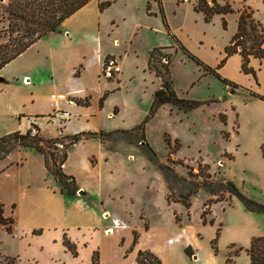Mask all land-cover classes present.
<instances>
[{
	"label": "crops",
	"instance_id": "obj_1",
	"mask_svg": "<svg viewBox=\"0 0 264 264\" xmlns=\"http://www.w3.org/2000/svg\"><path fill=\"white\" fill-rule=\"evenodd\" d=\"M107 1L112 4L110 0H103V2ZM215 1L221 5L228 2L233 13L215 15L211 22L206 23L203 14L196 12L193 4L177 2V0H172L173 12L187 9L193 13L189 19L182 18L178 27L184 38H191L192 48L188 47V51L203 64L211 68L218 67L221 77L239 86L234 91L226 86V93L222 98H205L201 102L213 101L208 105L227 102L236 109L238 127L234 133L230 132L229 140L225 142L227 149H224L221 157L226 179L239 187L248 198L264 203V158L261 151L264 142V101L251 95L254 93L264 96V59H249L248 67L254 71V79L251 75L241 72V57L238 54L225 58L224 53V48L236 32L240 9L249 8L253 11V17L264 25V3L263 0ZM101 2L102 0L90 1L66 19L59 31L48 33L37 40L0 70V137L16 131L25 133L32 125L45 139L56 138L59 132L64 136L117 131H127V133L125 135L117 133L104 143L98 138L88 137L68 149L67 159L62 168L65 174L74 178L78 191H82V194H78L77 191L74 196H65L59 192L57 182L44 167L42 156L34 149L19 147L0 159L2 184L0 203L3 205V216L13 221L10 234L0 225V232L5 233L8 244L12 246L9 253L0 252V254L15 257L17 262L26 264H92V256L97 253L98 264H136L138 252L149 251L160 260L161 264H225L229 256L234 264H250L246 249L249 248L253 238L264 236V215L248 211L234 197L232 207H227L225 210L224 207L212 208V218L205 223L202 222L201 214V221L198 217V221L193 224L191 221L189 223L187 220L179 219L169 205L175 203L184 206L178 202H167L169 191L161 171L138 147L145 159L159 171L166 185V188H163V198L165 209L171 212L172 222L166 228L157 226L151 223V218L142 209L141 211L150 221L148 227H142L138 223V218L133 220L132 216L125 217V213L130 212L124 211L123 216H119L111 207L110 204H115L122 196L114 195V186H111L106 194L103 188L112 181L118 164L131 165L139 158L136 154L133 156V162L123 160L124 153L128 154L130 149H135L132 145L139 146V142L134 140L133 136L139 140L140 134L128 132L133 127L124 130L115 128L105 130L101 128L103 125L100 126L98 123L94 125V122H99L103 118L114 120L120 115L122 91L126 90L127 84L135 80V77L138 76L146 85L145 90L147 86H151V94L159 87L158 78L147 69L150 50L153 48L174 50V56L177 52L181 53L171 41L170 35L174 36L182 46L185 44L169 26L163 0L159 2L153 0L150 1L151 4L149 0H144L150 10H147L145 5V17L155 21L157 30L164 32L170 41L163 45L149 46L144 57L140 58L133 46V40L139 34L141 25H130L128 35L118 31L120 25L126 23L125 18L118 21L110 20L107 28L101 26V16L111 6L110 4L108 8L99 11L98 6ZM159 8L163 11L169 32L164 28ZM222 20L230 33L226 34L223 45L218 46L213 42L208 26L218 21L222 28ZM115 42L117 46H114ZM200 49L208 53L209 58L201 56L197 52ZM109 55L115 56L121 66V72L111 80L101 76L103 58ZM224 58V63L219 65ZM126 64L130 65V70ZM79 67L81 69L77 72ZM61 93L76 98V105L68 106L65 102L51 100L52 95ZM151 102L152 98L148 107ZM250 106L257 109L256 118L259 122L257 128L262 133L254 140L249 139L248 122L250 121L246 114V109ZM167 108L172 114L173 112H170L172 107ZM176 111L189 116L194 110L189 113L177 109ZM59 112L68 113L60 130L57 118ZM147 113L145 112V116ZM230 113L231 111L227 114V128H231ZM155 114L144 125L143 138L157 156V152L146 141L144 134L145 126ZM163 134L170 139L171 149L174 141L177 142L178 146L174 145L176 147L174 153L181 149L182 143L178 138L171 137L167 132ZM110 141L126 143V151L121 154L112 152L108 146ZM26 151L40 155L44 171L43 179L40 182L35 180L34 184L26 183L34 181L31 175L27 174L23 183L18 181L12 184L9 180L11 170L20 172L26 169L27 163H24L27 160ZM13 154L16 155L15 158L12 157ZM23 154H26V158L22 157ZM226 155L230 158L228 159ZM157 162L159 165L163 164L158 161V157ZM18 177L20 178L21 174H18ZM103 198H106V201ZM215 200L209 205L223 201V197L218 201ZM128 201L133 203L131 199L126 200V203ZM102 210L105 211V215L101 216ZM220 213L222 219L218 218ZM113 220L124 222L129 226L126 239L124 237L126 232L113 230ZM210 220L212 223H209ZM108 229L112 230L111 234L107 232ZM217 231L216 252H214L211 242L215 239ZM133 233L137 234L135 245H132ZM64 239L72 245L75 255L65 247Z\"/></svg>",
	"mask_w": 264,
	"mask_h": 264
},
{
	"label": "rangeland",
	"instance_id": "obj_2",
	"mask_svg": "<svg viewBox=\"0 0 264 264\" xmlns=\"http://www.w3.org/2000/svg\"><path fill=\"white\" fill-rule=\"evenodd\" d=\"M96 1L99 2L101 0ZM110 1H112V4L101 16L100 25L107 28L110 20L114 19L115 21H118L121 18H125L126 23L124 25H120L118 31L119 33L122 32V34L128 35L130 32V25L140 24L141 29L139 30V34H137L133 40V46L136 48L140 58L144 57L149 46L169 43L170 39L166 37L164 32L162 33L157 30L156 22L145 17L146 4L144 0ZM150 1L153 0H149V4H151ZM155 1L159 2L161 0ZM177 2L185 3L182 0H177ZM196 2L197 0H188L186 3L195 5ZM208 2L210 3L209 0ZM6 4L7 0H0V29L6 25L4 13ZM163 4L166 17L169 21V26L175 31V34L182 39V43L185 44L184 46L187 50H189L188 47L192 48L191 38H184L178 27L181 24L182 18L189 19L193 16V13L187 9H181L180 11H175L174 13L172 0H163ZM241 10L242 9H240V11ZM231 28L232 26L230 27V30ZM208 32L213 39V42L218 46L223 45L226 34L229 35L230 33L229 28H223V25L221 28L218 21H216V24L211 23L208 26ZM0 41H2V39H0ZM194 47L195 46H193V48ZM197 52H199L201 56L204 55L206 58H209V54L202 51V49ZM181 53L177 52L174 56V50L162 51V54H170L171 56L169 68L170 78L173 82V88L177 95L181 98L186 97L198 101L204 100L205 98H222L226 93V85L219 82L211 75H205V73H203L194 62L187 59ZM110 57L116 59L115 56L109 55L104 57L103 60ZM182 58L184 59L182 60ZM126 67L130 70L129 64H126ZM80 69V67L77 68V72L80 71ZM144 85L145 84L138 76L135 77V80H132L129 84H127L126 90L122 91V102L119 104V107L121 108L120 115L114 120H106L103 118L99 122L95 121L94 125H103L101 128L105 130H113L114 128L124 130L132 128L140 123L145 116V112L147 113L149 108L148 105L152 98V94L150 93L151 86H147V89L145 90L146 85ZM63 95L71 99L74 105H76V98L70 94ZM118 98H116V100ZM167 107L170 106L165 105L162 106V108H159L154 118L147 126H145V139L157 152L158 161L163 164L168 163L169 166L173 168L175 173L188 180L194 182H204V176L201 175H207L208 180L206 181L211 182L214 186L224 183L227 179L225 166L221 157L224 149H227V144H225V142L229 140V136L231 134L230 132L234 133L238 127L236 109L227 102H219L200 106L191 112L189 116H184L181 113H177L176 109L173 107L170 110V112L172 111L173 113L170 114ZM229 111H231V122L229 124L231 128H227V114ZM256 112L257 109L251 106L246 109V114L248 115L250 121L248 122L250 125V140H254L262 134L261 130L257 128L259 122L256 118ZM57 118L60 130L67 117H60L58 115ZM164 132H167L173 138H178L182 143L181 149L179 148L180 150L178 149L176 153H168L166 144L164 143V137L166 135L163 134ZM193 132L196 134H193ZM61 135L62 133L59 132L58 136ZM126 136L129 137V135ZM126 145L127 144L124 142H108L109 149L112 152H117L119 154L126 151ZM132 147L135 149H130L131 151H129L128 154L124 153L123 160L133 162V156L136 154L139 158L131 165L122 164V166H120L118 164V168H115L116 170H114L112 181L105 185L103 188L105 193H103L106 194L108 189L111 186H114V195L119 194L122 196V198L118 199L115 204H110L119 216H123V212L128 211L130 213H125L126 218H129V216H132L133 220L134 218H138V223L142 227H148L150 221L145 216V213L141 211L144 209L147 216L151 218V223L166 228L172 222L171 212L165 209L166 206L163 198V188H166V185H164L159 171L145 159L141 152H139L137 148L138 145L135 144L132 145ZM136 150L138 153H136ZM27 152L29 151H26V153ZM15 156V154L12 155L13 158H15ZM22 157L26 158V154H23ZM226 157H228V159L230 158L228 155H226ZM24 163H27L26 169H22L20 172L15 169L11 170V178H9V180L12 181V184L13 182L18 183V181L23 183L27 174L31 175L34 181H28L26 183L34 184L36 181H42L44 171L42 169L40 155L36 153H27V160ZM204 164H206L208 168L204 169L202 173H199V166H203ZM18 174H21L20 178L18 177ZM189 174H192V177H190ZM195 175L198 176L195 177ZM1 186L2 184L0 183V189ZM166 194L167 189L165 190V195ZM219 196L220 194L211 195L201 188L189 199L190 207L188 209L178 206V204L175 203H171L169 206H171V209L174 210V213L179 217V219H182L183 221L187 220L189 223L191 221L193 224L195 221H198V217L201 221L200 214L203 211L207 212L204 215V219L205 221H208L213 215L211 212L212 208L216 209L224 207L223 209L225 210V208L233 206L235 198H229L227 193L223 194V201L218 202L217 204H212L213 206H204L209 203L210 200L213 201ZM103 199L106 201V198ZM129 199L133 200L132 204L129 203V201L126 203V200ZM102 215H105L104 210L101 212V216ZM218 218L222 219L221 213L218 215ZM117 223L118 226L115 227L114 230H118L120 232H126L129 230V226L126 223L121 221H117ZM124 237L125 239L128 237L127 232ZM124 245L125 242L123 246ZM11 250L12 246L8 244L5 233L0 232V252L4 254L5 252L9 253ZM17 264L26 263L18 261ZM229 264L234 263L231 261Z\"/></svg>",
	"mask_w": 264,
	"mask_h": 264
},
{
	"label": "trees",
	"instance_id": "obj_3",
	"mask_svg": "<svg viewBox=\"0 0 264 264\" xmlns=\"http://www.w3.org/2000/svg\"><path fill=\"white\" fill-rule=\"evenodd\" d=\"M92 0H7L5 13V27L0 29V70L21 53H23L30 45L41 39L48 33L59 31L63 22L87 5ZM197 0L193 6L196 12L203 14V19L206 23L210 22L215 15H226L233 13V9L228 4H218L215 0ZM264 3V0H263ZM111 2L99 3V11L110 6ZM146 9L149 10L147 3ZM164 28L168 31V26L163 17V11L159 8ZM223 28L226 27L222 20ZM169 34V33H168ZM171 41L177 46L182 54L199 69L213 76L219 82L228 86L232 91L239 88L236 84L221 77L218 73V67L211 68L203 64L198 58L192 55L181 43L172 35ZM264 25L253 17V11L249 8L242 9L238 12L237 29L232 36L229 44L224 48L225 58L233 54H238L241 57L240 70L245 75H251L255 79L254 71L248 67L249 59H264ZM165 48H153L148 53L147 69L153 72L159 80V87L152 93V102L147 115L142 119L140 124L133 127L130 133L140 134L139 140L133 136L134 140L139 142L138 148L140 151L161 171L164 180L167 184L169 194L166 197L167 202H178L185 208L190 207L189 199L196 194L199 188H203L211 195L220 194L215 200L218 201L227 193L229 197H235L242 205L250 212L261 213L264 215V203L257 202L244 195L239 187L232 181L226 180L218 186H214L211 182H207L208 176H204V182H194L177 175L168 164L159 165L157 156L152 148L144 141L143 130L144 125L153 117L155 112L163 105H169L183 113H189L202 105H208L213 101H196L179 97L170 78V54H162ZM225 58L219 65L224 63ZM251 95L259 100L264 101V96L254 93ZM102 101H100L101 103ZM121 133L125 135L127 131L117 132H99V133H78L74 135H61L56 138L45 139L39 135V131L35 126H31L25 133L18 131L0 137V159L4 158L15 148H32L37 151L43 158L44 167L47 172L57 182L59 192L65 196H74L78 191L74 178L67 175L63 171V164L67 159V151L70 147L77 144L79 141L95 137L101 142H105L112 138L113 135ZM165 144L169 153H174L177 142L174 141V146L171 149V141L165 137ZM262 156L264 158V142L261 146ZM207 166H199V173H202ZM192 174H189L190 177ZM194 176V175H193ZM198 175H195L197 177ZM213 201L210 200L211 204ZM206 211L201 213L202 222L205 223L204 215ZM209 223H212L210 220ZM13 221L11 218L3 216V205L0 203V225L4 227L7 233H11ZM219 231V230H218ZM211 242V247L216 252V239ZM137 234L133 233L132 245L136 244ZM65 247L75 255L72 245L66 240H63ZM187 254L189 252L185 250ZM237 252V251H236ZM235 252V253H236ZM249 255L250 264H264V236L255 237L252 239L250 246L246 249ZM231 263L230 256L225 260V264ZM0 264H17L15 257L3 256L0 254ZM92 264H97V253L92 256ZM136 264H161L160 260L149 251H139L136 257Z\"/></svg>",
	"mask_w": 264,
	"mask_h": 264
},
{
	"label": "built area",
	"instance_id": "obj_4",
	"mask_svg": "<svg viewBox=\"0 0 264 264\" xmlns=\"http://www.w3.org/2000/svg\"><path fill=\"white\" fill-rule=\"evenodd\" d=\"M182 1L187 2L188 0H182ZM120 72H121V66L119 65L117 59L110 57V58H106L103 60V62L101 64V76L103 78L111 79V78L115 77L116 75H118ZM51 100H53L55 102H65L68 106L74 105L73 101L71 99L67 98V96H65L63 94L52 95ZM59 116L60 117H67L68 113L67 112H59ZM117 226H118L117 221L113 220L112 221L113 230ZM108 230L112 231L111 229H108Z\"/></svg>",
	"mask_w": 264,
	"mask_h": 264
},
{
	"label": "bare ground",
	"instance_id": "obj_5",
	"mask_svg": "<svg viewBox=\"0 0 264 264\" xmlns=\"http://www.w3.org/2000/svg\"><path fill=\"white\" fill-rule=\"evenodd\" d=\"M118 44H117V42H115L114 43V46H117ZM107 232L109 233V234H111V231L110 230H107Z\"/></svg>",
	"mask_w": 264,
	"mask_h": 264
},
{
	"label": "water",
	"instance_id": "obj_6",
	"mask_svg": "<svg viewBox=\"0 0 264 264\" xmlns=\"http://www.w3.org/2000/svg\"><path fill=\"white\" fill-rule=\"evenodd\" d=\"M1 80V79H0ZM78 194H82V191H78Z\"/></svg>",
	"mask_w": 264,
	"mask_h": 264
}]
</instances>
